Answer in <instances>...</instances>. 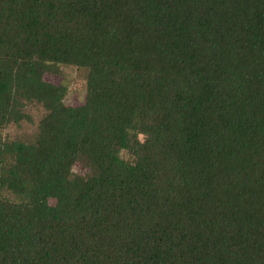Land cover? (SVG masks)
Here are the masks:
<instances>
[{
  "label": "trees",
  "instance_id": "trees-1",
  "mask_svg": "<svg viewBox=\"0 0 264 264\" xmlns=\"http://www.w3.org/2000/svg\"><path fill=\"white\" fill-rule=\"evenodd\" d=\"M29 102L0 264H264V0H0V129Z\"/></svg>",
  "mask_w": 264,
  "mask_h": 264
},
{
  "label": "rangeland",
  "instance_id": "rangeland-1",
  "mask_svg": "<svg viewBox=\"0 0 264 264\" xmlns=\"http://www.w3.org/2000/svg\"><path fill=\"white\" fill-rule=\"evenodd\" d=\"M45 81L56 85H63L66 88L64 103L66 105L77 106L84 101L85 98V72L81 69L69 66H61L58 68V73H46L43 78ZM24 111L32 119V123L25 121L19 124H11L0 129V138L8 140H29L33 138L35 133V124L42 117L44 111L40 104L29 102L25 105ZM124 158L129 157L126 152L121 153ZM11 157L6 158V163H12ZM73 172H81L85 174L88 169L80 164L73 166Z\"/></svg>",
  "mask_w": 264,
  "mask_h": 264
}]
</instances>
